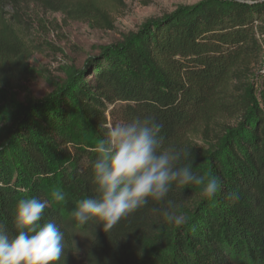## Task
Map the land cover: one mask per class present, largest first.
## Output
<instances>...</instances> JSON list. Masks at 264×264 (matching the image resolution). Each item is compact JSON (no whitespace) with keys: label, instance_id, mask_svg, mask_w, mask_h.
Wrapping results in <instances>:
<instances>
[{"label":"trees","instance_id":"1","mask_svg":"<svg viewBox=\"0 0 264 264\" xmlns=\"http://www.w3.org/2000/svg\"><path fill=\"white\" fill-rule=\"evenodd\" d=\"M63 1L0 0V112H17L0 145V229L13 237L16 202L37 197L49 200L41 223L64 233L57 264H264V0L180 5L100 47L43 99L14 106L26 50L17 15L2 10ZM147 114L164 125L161 148L188 150L193 170L217 177L221 189L209 200L202 186H173L167 199L185 215L181 226L164 222L153 211L163 202L152 200L105 230L92 219L78 252L68 202L53 200L50 187L76 202L93 195L101 123Z\"/></svg>","mask_w":264,"mask_h":264},{"label":"clouds","instance_id":"2","mask_svg":"<svg viewBox=\"0 0 264 264\" xmlns=\"http://www.w3.org/2000/svg\"><path fill=\"white\" fill-rule=\"evenodd\" d=\"M153 114L123 123L102 122L101 138L94 146L97 154L91 168L93 195L76 202L71 215L83 225L95 219L104 230L122 218L149 204L163 202L153 209L164 222L181 226L187 222L178 205L167 199L173 186H202L201 195L213 199L221 189L220 181L210 173L193 170L190 152L176 145L161 148L163 128ZM52 199L62 202L65 193L57 188ZM229 198L238 199L236 192ZM49 200L37 197L19 199L13 211L16 234L0 229V264H57L64 251V233L54 221L41 223Z\"/></svg>","mask_w":264,"mask_h":264},{"label":"rangeland","instance_id":"3","mask_svg":"<svg viewBox=\"0 0 264 264\" xmlns=\"http://www.w3.org/2000/svg\"><path fill=\"white\" fill-rule=\"evenodd\" d=\"M199 1L64 0L55 6L30 3L19 11L6 7L3 15L8 18L17 15L14 17L17 42L26 50L27 72L13 83L16 93L13 105L43 99L66 79L69 70L82 69L89 56L99 53L100 47L119 42L150 18H161L180 5ZM16 116L12 107L0 112V145ZM54 189L53 184L50 190ZM64 201L68 202V211L72 213L76 201L66 193ZM72 224L77 237L75 244L79 245L78 252H82L81 247L88 245L84 240L91 220L81 225L73 218ZM64 264H68L67 261Z\"/></svg>","mask_w":264,"mask_h":264},{"label":"water","instance_id":"4","mask_svg":"<svg viewBox=\"0 0 264 264\" xmlns=\"http://www.w3.org/2000/svg\"><path fill=\"white\" fill-rule=\"evenodd\" d=\"M99 56H100L99 53L93 54V55L89 56V58L86 60L85 65L91 64L92 62H94V60H96L97 58H99Z\"/></svg>","mask_w":264,"mask_h":264}]
</instances>
